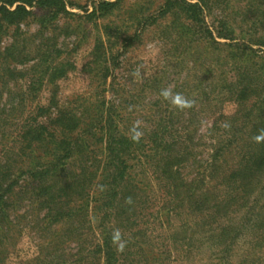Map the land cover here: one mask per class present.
Masks as SVG:
<instances>
[{
    "label": "trees",
    "instance_id": "trees-1",
    "mask_svg": "<svg viewBox=\"0 0 264 264\" xmlns=\"http://www.w3.org/2000/svg\"><path fill=\"white\" fill-rule=\"evenodd\" d=\"M196 1L179 0L175 5L168 2L162 15L165 17L173 9L182 12L201 37L196 41L192 78L200 71L205 75L209 72L206 68L204 72L203 64L208 52L228 51L224 57L213 55L212 62L219 68L213 67L209 77L214 72L219 74L220 92L228 93L240 108L223 124L221 130L230 132L219 139L209 161L186 181L181 169L191 158L197 163V155L190 147L181 148L178 141L173 140L172 144L165 139L190 129L192 122L180 126L181 122L197 118L204 106L196 108L192 102H178L166 120L161 118L158 125H150L143 135L136 133L133 126L127 128L130 123L119 103H92L79 98L77 103L67 100L61 104L56 87L49 89V105L33 106L37 88L44 87L46 77L64 78L76 69L66 60L49 64L50 61L43 63L34 58L24 71L29 84L19 101L6 104L10 118L4 121L17 128V134L6 138L2 135L6 143L2 144L0 161V264H6L7 245L26 223L42 239L35 264H136L135 257L138 264L156 262L159 257H153L152 251L147 252L137 242L129 245L128 251L123 250L124 236L118 230L124 225L132 230L138 224L141 185L151 186L149 178H145L146 182H134L137 167L144 163H152L155 181L163 185L162 190L169 197L170 221L179 218V225L194 230L190 240L198 236L211 243L212 264H232L237 242L250 227L254 255L264 253V131L259 132V128L264 129V119L260 115L262 106L258 105L262 93L258 88L264 90V58L259 55L261 50L253 48H263L264 39L238 41L232 25L224 20L210 29L203 18V2ZM118 3L100 2L92 16H107ZM34 5L45 10L58 8L69 14L63 0H0V34L25 22L32 16L28 7ZM18 47V43L12 45L13 49ZM42 53L46 51L41 50ZM94 58L96 62L103 58L97 46ZM225 66L234 75H226L224 81ZM199 89L202 94L204 87ZM252 97L256 101L251 113L239 115L241 107ZM15 108L21 111L19 118L11 117ZM254 109H258L259 115L250 118ZM181 110L185 112L180 115ZM218 126L214 122L212 130ZM148 174V170H143L142 175ZM182 194L186 197L181 198ZM126 212L130 215L122 220ZM186 215L189 218L184 221ZM169 225L172 227V222ZM71 244H76V248H71ZM165 256L171 258V252ZM159 262L162 261L156 263Z\"/></svg>",
    "mask_w": 264,
    "mask_h": 264
},
{
    "label": "rangeland",
    "instance_id": "rangeland-1",
    "mask_svg": "<svg viewBox=\"0 0 264 264\" xmlns=\"http://www.w3.org/2000/svg\"><path fill=\"white\" fill-rule=\"evenodd\" d=\"M103 1L119 3L107 16L99 17L98 14L92 16L98 4ZM63 2L69 14L58 8L45 10L34 5L28 7L32 16L25 22L0 34V161L3 160L2 144L6 143L2 141V135L4 134L6 138L8 135L15 137L17 134V128L9 126L4 120L10 118L8 117L10 103H17L29 84L24 72L32 64L29 62L34 58L41 59L43 63L50 61L49 64L66 60L76 69L64 78L46 77L43 81L44 87L37 88V100L33 106L49 105L52 98L49 89L56 87L57 99L61 104H66L67 100L77 103L79 98L92 103L96 100H105L108 104L119 103V108L130 123L127 124V128L133 126L132 129L135 128L139 135H143L150 125L154 123L158 125L161 118L166 120L178 102L182 105L192 102L196 108L204 106L203 111L197 114V118L194 120L185 118L181 122L180 126L192 122L190 129L174 133L172 137L165 136L168 142L178 141L179 147L188 146L196 153L197 163L191 158L180 172L186 181H190L199 171L200 165L209 161L219 139L225 138L230 132L221 130L223 124L240 110L230 99L229 94L220 92L217 87L219 74L214 72L209 77L213 67L219 68L212 62L213 55L224 57L226 53L228 55V51L208 52L203 57L205 59L203 64L204 72L206 68L209 74L205 75L200 71L192 78L196 69L193 68L195 51L198 48L196 41L201 37L195 34L194 27L182 12L173 9L165 17L162 15L166 3L175 5L179 0H63ZM201 2L204 9L203 18L210 29L224 20L232 25L238 41L264 39V0ZM220 42L229 43L227 40ZM17 43L18 49H13L12 45ZM96 46L103 55L98 62L94 61ZM253 48L261 50L259 55L264 58V47ZM41 50H45L46 53L40 54ZM57 51L60 53L57 54ZM202 52H206L205 48ZM42 55L45 57L42 58ZM53 57L56 59L52 60ZM252 61L249 60L253 63ZM224 71L225 75L222 78L224 81L227 79L226 75L230 78L234 75L230 72L229 66H225ZM105 76L107 79H104ZM202 86L204 94L200 93L202 91L199 87ZM258 91L262 92L258 105L263 107L260 115L264 119V90L258 88ZM255 101L256 98L252 97L241 107L239 115L251 113ZM183 112L185 111L181 110L178 114H184ZM257 112L258 109H254L250 118L259 115ZM20 115L21 111L18 110L11 117L19 118ZM214 122H218L219 126L212 130ZM263 131V128H259V132ZM228 162L231 164L232 160ZM151 165L152 163H144L143 166L137 167V171L135 170L138 175L134 176V182H146L145 178H149L151 186H144L146 183L141 185L142 205L137 208V212H140L138 224L133 226L132 230L126 228L127 225L118 229L124 236L123 250L128 251L129 245L137 242L144 245L147 252L152 251L153 257H159L157 261H162L153 264H212L211 257L214 251L211 250V243L198 236L190 240L194 230L188 231L186 225H179V218H172L170 221L169 197L165 196L163 185L155 181ZM145 169L149 172L148 176L142 175ZM185 197L186 194L181 195V198ZM262 203L264 197L261 199ZM25 209H22L21 213ZM129 215L130 212H126L121 219L126 220ZM187 218L189 216L186 215L183 220L187 221ZM170 222L172 227L169 225ZM31 226L24 224L20 233L14 236L10 245H7L6 264L36 263L41 253L39 244L42 239H39L36 229ZM94 227L99 232L98 224L94 223ZM252 230V227L245 229L244 235L240 236L231 257L232 264H264L263 252L254 255L250 237ZM185 237L187 238L184 239ZM71 248H76V244H71ZM168 251L171 252V258L165 256ZM134 260L138 264L139 259L135 257Z\"/></svg>",
    "mask_w": 264,
    "mask_h": 264
}]
</instances>
